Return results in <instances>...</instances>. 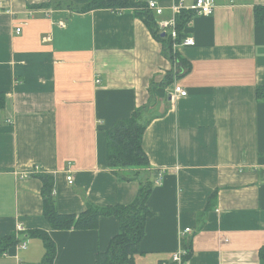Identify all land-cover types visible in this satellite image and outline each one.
<instances>
[{
	"label": "crops",
	"instance_id": "0c3cea01",
	"mask_svg": "<svg viewBox=\"0 0 264 264\" xmlns=\"http://www.w3.org/2000/svg\"><path fill=\"white\" fill-rule=\"evenodd\" d=\"M154 1L162 9L155 21H168L173 5L185 12L195 0ZM213 1L212 15L194 16L183 30L194 45L174 48L190 71L164 85L174 66L131 10L74 13L41 7L52 0H0V239L27 244L0 264H38L44 247L28 237L34 230L53 241V264H94L106 251L117 220L52 230L31 173L53 175L61 215H79L87 202L132 203L139 183L107 167L106 133L139 107L150 118L142 148L151 178L165 174L148 197L134 264L170 263L182 248L191 253L185 264H264V23L255 22L264 0ZM174 85L187 96L171 98Z\"/></svg>",
	"mask_w": 264,
	"mask_h": 264
},
{
	"label": "trees",
	"instance_id": "16d2710c",
	"mask_svg": "<svg viewBox=\"0 0 264 264\" xmlns=\"http://www.w3.org/2000/svg\"><path fill=\"white\" fill-rule=\"evenodd\" d=\"M41 7L67 9L74 13H87L94 10H111L119 13L131 10L134 17L141 20L154 38L162 44L163 56L174 66V70L166 76L164 85L171 84L174 77L185 75L191 69V66L174 50V44H180L185 39L183 30L190 22L192 12H181L176 17L177 39L173 41L168 35L161 36L162 33L156 26L155 16L147 8V1L144 0H91L82 6H73L64 0H52ZM255 22L264 23L263 7L255 10ZM257 98L264 100V87H257ZM5 105L6 95L0 93V110ZM147 113L146 107H139L130 118L116 122L106 133L107 167L119 181L137 180L139 183L138 193L132 203L98 207L87 202L85 211L79 215H61L56 207L53 175L31 173L41 182L42 215L52 230H95L101 218L113 217L117 220L118 233L111 239L106 251L97 254L94 264H134L133 259L139 254V245L145 235L146 221L151 216L147 200L155 186V178H151L154 172L149 169V162L142 148L143 134L150 119L146 116ZM28 237L38 238L43 244L44 254L38 264H53L56 248L48 234L41 230H34ZM18 243L19 240L14 235L0 239V257ZM190 255L189 252L183 260L186 262ZM258 256L264 261V246L259 249Z\"/></svg>",
	"mask_w": 264,
	"mask_h": 264
},
{
	"label": "built area",
	"instance_id": "2783aa9c",
	"mask_svg": "<svg viewBox=\"0 0 264 264\" xmlns=\"http://www.w3.org/2000/svg\"><path fill=\"white\" fill-rule=\"evenodd\" d=\"M214 1L213 0H195L194 4L188 8L189 12H192V17L194 16H210L213 14L214 10ZM147 8L153 13L154 16H160L162 14L161 7L154 1V0H147ZM181 5H173L172 11L173 16L168 21H156L157 29L160 33H164L165 35H168L171 40L175 41L177 39V29H176V17L181 13L182 11ZM16 32L19 33L20 29H16ZM194 41L192 38H185L180 44H174V48L176 47H185V46H193ZM98 83V81H97ZM187 96V92L180 86L174 85L173 89L170 93V97L175 98H184ZM38 169L35 168L34 172H37ZM165 172L164 171H157L156 177L154 179V185L161 184ZM66 181L69 185L73 184V178L72 175H67ZM19 232L23 231L22 227L19 226L17 228ZM190 229H185L183 232H181V237L184 234H188ZM26 239L22 240L20 244H18V248L20 250H25L27 247ZM188 255V252L186 249H181L177 251L176 253L172 254L170 263L171 264H185L186 262L183 260L184 257ZM161 264H169L168 262H162Z\"/></svg>",
	"mask_w": 264,
	"mask_h": 264
},
{
	"label": "water",
	"instance_id": "95a60500",
	"mask_svg": "<svg viewBox=\"0 0 264 264\" xmlns=\"http://www.w3.org/2000/svg\"><path fill=\"white\" fill-rule=\"evenodd\" d=\"M161 36H162V37H164V36H165V34H164V33H162V34H161Z\"/></svg>",
	"mask_w": 264,
	"mask_h": 264
}]
</instances>
